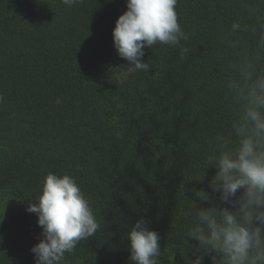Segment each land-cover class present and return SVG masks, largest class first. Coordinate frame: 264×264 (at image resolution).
<instances>
[{
    "label": "trees",
    "instance_id": "trees-1",
    "mask_svg": "<svg viewBox=\"0 0 264 264\" xmlns=\"http://www.w3.org/2000/svg\"><path fill=\"white\" fill-rule=\"evenodd\" d=\"M249 2L178 0L189 51L157 43L149 71L126 61L127 78L109 81L100 63L126 0H0V264H34L42 229L26 208L49 172L74 177L100 223L61 264H132L127 233L140 217L161 236L160 264H188V210L209 206L193 190L215 175L205 158L234 115L221 36Z\"/></svg>",
    "mask_w": 264,
    "mask_h": 264
},
{
    "label": "clouds",
    "instance_id": "clouds-1",
    "mask_svg": "<svg viewBox=\"0 0 264 264\" xmlns=\"http://www.w3.org/2000/svg\"><path fill=\"white\" fill-rule=\"evenodd\" d=\"M37 6L42 0H35ZM77 0H63L71 8ZM178 0H126L127 10L112 32L117 55L131 72H147L145 49L189 39L179 22ZM245 17L234 20L227 36L222 88L234 105L230 134H219L204 167L215 175L194 189L186 232L196 242L188 264H264V0L245 3ZM3 96L0 95V102ZM37 216L42 238L30 248L34 264H61L78 242L97 233L100 223L75 178L47 173L37 202L26 208ZM140 217L127 233L132 264H160V234ZM218 258L219 261H218Z\"/></svg>",
    "mask_w": 264,
    "mask_h": 264
},
{
    "label": "rangeland",
    "instance_id": "rangeland-1",
    "mask_svg": "<svg viewBox=\"0 0 264 264\" xmlns=\"http://www.w3.org/2000/svg\"><path fill=\"white\" fill-rule=\"evenodd\" d=\"M128 74L129 71H128L127 63L125 60L121 59L117 55V51L114 48V44H113L111 48V55L104 57L100 63V76L106 78L109 81H115V80L122 81L127 78ZM0 204H1L0 207V227H1L5 222V220H7L6 217L7 207L5 206L7 204V201L4 198L0 197Z\"/></svg>",
    "mask_w": 264,
    "mask_h": 264
}]
</instances>
